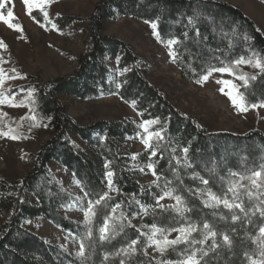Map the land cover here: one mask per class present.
Returning a JSON list of instances; mask_svg holds the SVG:
<instances>
[{"label": "trees", "instance_id": "16d2710c", "mask_svg": "<svg viewBox=\"0 0 264 264\" xmlns=\"http://www.w3.org/2000/svg\"><path fill=\"white\" fill-rule=\"evenodd\" d=\"M55 1L59 0H50ZM32 17L44 28L50 25L39 12ZM117 17L156 24L162 43L177 39L179 43L173 45L175 63L192 82L199 83L210 69L229 67L233 77L248 78L239 89L245 101L251 105L264 104V71L259 69L254 74L245 71L248 64L234 63L241 57L259 58L264 63V34L240 8L223 0H102L92 19L90 49L82 58L80 72L53 83L29 77L30 83L20 87L22 91L36 89L31 112L10 134L24 140L46 129L51 139L37 154L33 173L15 182L0 174V216L5 217L0 223V264H121V261L161 264L147 254V237L134 220L140 218L139 225L146 228L155 225L169 229L178 224L179 217L156 208L157 197L165 192L182 197L190 209L183 211L185 219L201 225L208 222L217 230L221 249L209 254L201 264H248L245 251L254 249L250 238L264 224L261 216L264 189H252L256 195L249 198L247 189L240 187L243 214L239 209L229 212L223 205L217 209L206 207L194 188L207 179V188L221 193L227 181L234 178L232 172L248 174L257 168L264 161V131L244 135L207 132L197 120L180 112L149 82L145 63L129 45L101 35L104 23ZM55 22L58 26L72 23L69 19ZM215 72L218 71L212 73ZM61 95L86 101L118 96L138 114L142 123L158 121L150 126V131L162 130L164 138H154L152 149L146 148L137 156L144 169L149 170V164L154 166L155 182L142 185L139 173L131 169L132 159L124 153L125 142L137 137L141 140L145 135L139 123L127 119L83 126L66 113L58 99ZM184 148L188 149L186 154ZM153 150L156 156H151ZM178 151L182 160L177 157ZM50 163L74 176L83 192L84 206L88 200L85 191L93 200L105 192L108 194L107 201L96 206V215L82 239L83 256L70 254L25 227L32 219L45 218L74 237L80 234V224L63 213L76 201L52 174ZM108 171L114 173L111 191ZM241 183L250 187L248 180ZM115 204L121 207L110 221L108 239L101 240L99 228ZM121 213L127 218L121 219ZM234 214L239 216L235 222L231 218ZM112 225L118 231H112ZM222 233L229 236L230 247L224 245ZM133 239L138 240L135 251L125 255L120 250L127 249ZM172 248L167 251L170 261L175 260Z\"/></svg>", "mask_w": 264, "mask_h": 264}, {"label": "rangeland", "instance_id": "374dc122", "mask_svg": "<svg viewBox=\"0 0 264 264\" xmlns=\"http://www.w3.org/2000/svg\"><path fill=\"white\" fill-rule=\"evenodd\" d=\"M223 1L229 4L233 3L232 5L239 3V0ZM101 2L102 0H59L50 2L44 8L48 13L46 19L50 24L48 28L42 27L33 20L32 16L27 14L22 0H11V4L6 5L5 14L7 7L11 6L16 17L13 22L22 26L23 31L17 32L10 29L0 21V41L3 42L0 45V60L4 61L0 63V69L6 73L4 82L0 85V94L9 97L14 93L16 94L14 101H5L3 105H0V131L9 133L10 129H16L21 119L31 112L33 94L36 88H31L28 91L20 90V87L30 83L29 77H35L41 82L53 83L58 79L75 76L80 72L82 58L88 54L90 49L92 19L97 6ZM35 7L36 5H34ZM34 12H39L43 16V13L39 10H34ZM57 19L60 22L69 19L72 23L58 26L55 22ZM101 35L118 39L129 45L145 63L149 82L180 112L197 120L207 132H229L244 135L254 130L264 131V106L257 105L253 108L244 99L247 109L240 111L232 105L225 94L227 92L235 94L236 90L239 91L241 87L246 85L245 81L227 73L215 72L209 75L207 81L202 79L199 83L192 82L177 67L174 46L169 47L167 43H162L156 28L153 29L152 24L135 18L117 17L104 23ZM170 52H173V56L169 55ZM14 63H17V66H14ZM244 69L254 74L259 72V69L252 65L244 66ZM9 77H15V79H9ZM217 81H228L232 87H226ZM15 90L17 92H13ZM58 99L61 105L64 106L66 113L83 126H93L104 121L116 122L127 119L140 125L143 124L138 114L118 96L101 97L97 100L86 101L70 95H61ZM11 103L22 106L12 107L10 106ZM50 139L51 134L46 129L35 132L33 137L24 140L0 136V174L2 177L15 182L33 173L36 170V156ZM124 145V153L132 159L131 169L139 173L140 183L145 185L155 182L151 170L144 169L137 162L138 154L146 149L142 140L137 137L128 140ZM177 157L180 160L183 159V155L179 151ZM49 168L62 187L77 202H72L69 207L63 210V213L80 224V234L78 237H74L71 233L60 230L45 218L32 219L26 222L25 227L50 244L61 247L70 254L80 255L82 239L87 235V227L92 220V218L86 219L84 216V210L87 206L81 204L83 192L71 173L63 170L55 163H50ZM237 180L238 178L231 177L227 181L225 190L219 191L221 193H215L223 195L230 184ZM194 189L204 202L212 204L207 196L209 190L213 192L211 188H207L205 184H198ZM238 191L241 194V188ZM228 195L231 200V193ZM160 205H163V207ZM176 207V201L173 198H165L156 206V208L181 219L178 224L169 228L178 227L183 220H186L199 226V231L193 232L192 236L196 239H202V225L193 220L185 219L186 214L184 215L183 211L182 215H177ZM218 207L220 205L209 206V208L214 209ZM168 208H171L172 211H169ZM235 211V209H232L229 212L235 213ZM147 212L145 211V214ZM242 213L245 214V212ZM4 220L5 217L0 216V223ZM139 222L140 218L134 220V224L141 228L142 233L148 240V237L152 234V227L140 226ZM213 230L217 232L214 227ZM177 235L178 233L173 231L168 235V239H175ZM218 235L217 232L215 239L220 244ZM156 238L161 239L162 237L158 233ZM250 240L254 249L251 251L246 249L245 254L249 255L257 247L253 243L252 237ZM211 243L212 240L209 239L206 244H196L194 247L207 249ZM171 247H174L172 248L174 261H177L184 258V250L189 246L184 243L169 246L161 254L156 251L155 245L149 246L148 240L146 252L162 264V262L170 261L168 260L167 251ZM220 249L221 246L214 252H209V254L218 252ZM207 257H204L203 260Z\"/></svg>", "mask_w": 264, "mask_h": 264}, {"label": "snow or ice", "instance_id": "6c2138e0", "mask_svg": "<svg viewBox=\"0 0 264 264\" xmlns=\"http://www.w3.org/2000/svg\"><path fill=\"white\" fill-rule=\"evenodd\" d=\"M23 5L25 6L26 12L29 16H32V13L34 10H39L40 12L43 13V16L45 19L48 17L47 11L44 10L45 6L50 3V0H22ZM11 0H0V21H2L7 27L10 29H13L17 32H22L23 28L22 26L15 24L13 21L16 19L14 11L12 10L11 6L7 7L6 14H5V8L6 5H10ZM34 5L36 7L34 8ZM33 20L37 23H41L39 20L36 19V17H32ZM43 26V25H42ZM153 29L156 28V24H152ZM2 41H0V45H2ZM179 43L177 39H169L167 41V44L169 47H172L173 45ZM170 56H173V52L169 53ZM4 61L0 60V63H3ZM235 64H248L252 65L255 68L260 69L261 71H264V63L261 62L259 58H249L245 60L243 57L240 59L234 61ZM213 71H218L222 74L227 73L229 75H234L232 72L231 68L229 67H220V68H213L210 69L207 74H205L202 79L204 81L208 80L209 75ZM6 73L2 69H0V85L3 84L4 82V76ZM9 79H15V77H9ZM237 79L247 81V77L245 76H238ZM252 79H255V77H252ZM218 83L224 84L226 87H232L230 82L228 81H217ZM31 94V93H29ZM228 98L230 99L232 105L234 107H237L240 111H245L247 109V105L244 101V97L242 94L239 93L238 90L235 91V94L233 92H227L225 93ZM15 93L9 97V96H4L3 94H0V105H3L5 101H14L15 99ZM10 106L12 107H19L22 105H17L15 103H11ZM259 106H264V104L259 105ZM253 108L257 107V105L253 104ZM35 116L32 117L33 120H35ZM23 119V118H22ZM158 121L155 120H145L144 123L141 125V128L144 132L145 135L141 136V140L143 144L145 145L146 148L152 149V140L154 138L158 140H162L164 137L162 135V130L160 131H150V126L153 125L154 123H157ZM13 130L10 129L9 133H5L3 131H0V136H8L11 139H16L17 137L15 135H11L10 133ZM184 153L186 154L188 149L184 148L183 149ZM157 153L153 150L151 151V156H156ZM135 158V157H133ZM148 168L151 170L153 176H156V170L152 164L148 165ZM114 173L112 171H108L106 173V176L108 178V185H109V190H112V177ZM231 176L233 177H238V180L234 183H231L230 186L227 188V190L223 193V195H217L216 193L212 191L207 192V196L210 201H212V204H209L205 202V206H219L223 205L224 208L228 210L232 209H239L241 212H245V207L243 200L240 198V192L238 189L240 187H244L247 189L246 195L251 198L252 196L256 195L252 191V189H257L261 190L264 189V161L260 163V165L252 170L248 174L244 173H238V172H232ZM244 180H248L250 182V187L248 185H243L241 182ZM202 183L205 185H208L209 181L207 179H202ZM229 193H231V200L229 199ZM85 196L88 197L87 200V208L84 210V216L86 219H91L96 215V206L101 205L102 202H106L108 199V194L107 192L99 195L98 198L93 200L91 198L90 193L85 191ZM165 198H173L176 201V213L177 215H182V211H190L184 205L183 199L179 195H173L172 192H165L163 195L158 196L156 199V203L159 205L160 201L165 199ZM264 203V202H262ZM163 207V205H160ZM121 206L119 204H115L111 206V214L105 216L103 225L99 228L100 232V239L105 240L108 239V232L110 231V221L114 220L116 218L115 214L117 209H119ZM261 216L264 217V211H261ZM127 217H124L123 214L121 213V219H126ZM222 219L224 217H221ZM232 220L235 222L236 220L239 219V216L237 215H232ZM203 232L201 233L202 239H196L195 237L192 236L193 232L199 231V226L193 225L186 220H183L180 223V226L178 227H171L169 229H160L157 228L155 225L152 226V234L151 236L148 237L149 240V246L155 245L156 251H159L161 254L166 250L167 247L169 246H174L180 243L187 244L189 247L184 250V258L177 260V261H165L162 262V264H201L203 261L204 257H207L209 255V252H214L218 247L221 245L217 243L216 241V236L217 232L213 230V226L210 225L208 222H204L202 224ZM112 231H118V229L112 225L111 226ZM177 232L178 235L175 239H168V235L171 234V232ZM160 234L162 237L161 239H157V234ZM89 236H91V232H89ZM211 239L212 243L211 245L205 249L203 247L196 248L194 245L199 244V245H204L206 242ZM253 243L257 245L256 250L251 254H245L249 264H264V224H262L259 229H258V234L254 237H252ZM138 243V240L133 239L127 249H121L120 251L123 252L125 255H128L129 252H134L135 251V245ZM223 243L225 245H228L229 247L231 246V240L228 235L223 234ZM119 254V253H118ZM80 255H84V244L81 242L80 245ZM121 264H124V261H121Z\"/></svg>", "mask_w": 264, "mask_h": 264}, {"label": "crops", "instance_id": "0c3cea01", "mask_svg": "<svg viewBox=\"0 0 264 264\" xmlns=\"http://www.w3.org/2000/svg\"><path fill=\"white\" fill-rule=\"evenodd\" d=\"M234 6L239 7L249 18H251L257 24L260 31L264 34L263 2L259 0H239V3H235Z\"/></svg>", "mask_w": 264, "mask_h": 264}]
</instances>
